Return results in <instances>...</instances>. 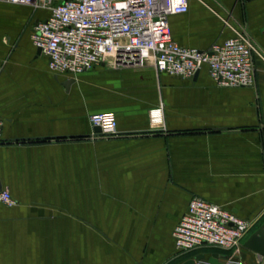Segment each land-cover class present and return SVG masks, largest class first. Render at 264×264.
I'll list each match as a JSON object with an SVG mask.
<instances>
[{"label":"crops","instance_id":"0c3cea01","mask_svg":"<svg viewBox=\"0 0 264 264\" xmlns=\"http://www.w3.org/2000/svg\"><path fill=\"white\" fill-rule=\"evenodd\" d=\"M2 9L17 32L19 22L46 15L9 2ZM226 18L247 25L264 57V0H190L189 11L169 21L180 44L207 49L234 35ZM259 63L248 87L217 85L207 66L187 79L105 64L57 75L22 36L0 56V185L17 201L0 202V264H137L136 234H167L154 246L164 261L176 251L173 231L193 196L249 220L234 263L264 264V254L245 244L256 233L264 240ZM93 84L106 90L91 107ZM103 111L118 120V133L107 138L116 143V164H105L107 140L90 121Z\"/></svg>","mask_w":264,"mask_h":264},{"label":"built area","instance_id":"2783aa9c","mask_svg":"<svg viewBox=\"0 0 264 264\" xmlns=\"http://www.w3.org/2000/svg\"><path fill=\"white\" fill-rule=\"evenodd\" d=\"M45 12L31 22V39L57 75L80 74L101 64L115 67L152 66L180 78H193L204 66L219 86H254L264 60L247 25L226 20L234 35L200 49L175 40L169 18L189 11L190 0H0ZM98 136L118 133L113 111L90 115ZM4 119L0 116V136ZM0 202L15 205L9 189L0 185ZM251 222L203 197L193 196L173 231L181 255L218 248L232 263L211 257L199 264H237ZM210 253V252H207Z\"/></svg>","mask_w":264,"mask_h":264},{"label":"rangeland","instance_id":"374dc122","mask_svg":"<svg viewBox=\"0 0 264 264\" xmlns=\"http://www.w3.org/2000/svg\"><path fill=\"white\" fill-rule=\"evenodd\" d=\"M4 4V2H0V5ZM6 4V3H5ZM9 12L8 10L6 11ZM3 9L0 10V56L5 55L6 51H10L14 47V43H16L18 40H20L23 37L25 38H31V31L32 26L28 23L27 19L23 21L22 24L20 22L19 30H15L14 24H12L11 20H7L9 14L4 15ZM9 19V18H8ZM25 19V18H24ZM16 20V19H15ZM226 20H228L226 18ZM8 25H5L7 24ZM231 23V22H230ZM8 27V28H6ZM109 67L107 68L109 70H112V68H116L112 64H108ZM93 84L90 89V103H92L90 106L93 107L95 102L104 100L102 96H97L99 92L106 90L105 86H94ZM106 99V98H105ZM155 110V109H154ZM151 112L152 114L154 113ZM93 114V113H92ZM91 115V114H90ZM109 136H105V143H103L105 148V164H116V143L108 141ZM167 234H136L138 236L137 242H138V249L136 250L137 254V264H179L182 260L188 258V255H181L177 252V250L171 255L170 258H167L166 260L158 261L156 260V251H155V243L163 244L165 241V236ZM157 241V242H156ZM162 242V243H161ZM155 246V247H154ZM155 255V259H154ZM212 260H215L214 257H211Z\"/></svg>","mask_w":264,"mask_h":264},{"label":"water","instance_id":"95a60500","mask_svg":"<svg viewBox=\"0 0 264 264\" xmlns=\"http://www.w3.org/2000/svg\"><path fill=\"white\" fill-rule=\"evenodd\" d=\"M38 53H41L40 48H38ZM72 81H73L72 79L68 80L65 85L67 87H69V85ZM95 129L97 131H100L101 127L95 126ZM245 244L248 248L253 249L254 251H256L260 254H264V240H263V238H261V234H258V233L253 234ZM210 255H212L213 257H219L220 253H217V252H214V253L198 252V253L194 254L192 257L185 259L180 264H195L198 260L205 259V258L209 257Z\"/></svg>","mask_w":264,"mask_h":264},{"label":"trees","instance_id":"16d2710c","mask_svg":"<svg viewBox=\"0 0 264 264\" xmlns=\"http://www.w3.org/2000/svg\"><path fill=\"white\" fill-rule=\"evenodd\" d=\"M204 251L205 252H210V253L217 252V253H220V254L226 253L225 251H223L221 249H218V248L205 249ZM192 255H194V254H192Z\"/></svg>","mask_w":264,"mask_h":264},{"label":"bare ground","instance_id":"6f19581e","mask_svg":"<svg viewBox=\"0 0 264 264\" xmlns=\"http://www.w3.org/2000/svg\"><path fill=\"white\" fill-rule=\"evenodd\" d=\"M160 116H161V111H154V117L156 118V119H159L160 118Z\"/></svg>","mask_w":264,"mask_h":264}]
</instances>
